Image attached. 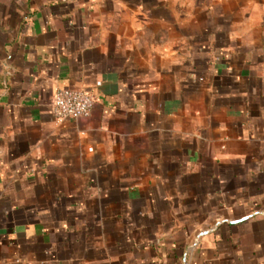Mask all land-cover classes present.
I'll return each mask as SVG.
<instances>
[{"label": "crops", "instance_id": "0c3cea01", "mask_svg": "<svg viewBox=\"0 0 264 264\" xmlns=\"http://www.w3.org/2000/svg\"><path fill=\"white\" fill-rule=\"evenodd\" d=\"M0 264H264V0H0Z\"/></svg>", "mask_w": 264, "mask_h": 264}, {"label": "built area", "instance_id": "2783aa9c", "mask_svg": "<svg viewBox=\"0 0 264 264\" xmlns=\"http://www.w3.org/2000/svg\"><path fill=\"white\" fill-rule=\"evenodd\" d=\"M95 100L92 95L76 88L59 89L52 104L53 117L58 121L88 118Z\"/></svg>", "mask_w": 264, "mask_h": 264}]
</instances>
